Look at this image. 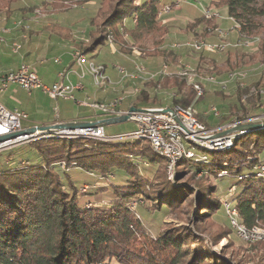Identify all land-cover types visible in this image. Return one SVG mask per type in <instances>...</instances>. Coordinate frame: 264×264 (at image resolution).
<instances>
[{
  "label": "trees",
  "instance_id": "16d2710c",
  "mask_svg": "<svg viewBox=\"0 0 264 264\" xmlns=\"http://www.w3.org/2000/svg\"><path fill=\"white\" fill-rule=\"evenodd\" d=\"M180 1L103 0L90 18L89 39L79 48L95 52L112 32L119 50L133 53V45L139 44L140 53L174 70L178 54L167 45L169 29L161 11ZM211 2L216 8L226 7L240 40L259 38L264 45V0ZM56 6L42 0L20 10L34 14L39 7L50 12ZM215 26L203 13L188 28L204 35ZM205 57L201 54L200 63L208 62ZM209 62L208 72L217 73L222 64ZM261 71L249 84L237 81L232 97L216 91L224 99L220 109L226 111L217 117V126L264 113V67ZM167 74L156 73L145 81L133 106L189 107L206 98V93L197 98L188 77ZM169 92L170 100L164 104L163 96ZM195 114L207 129H214L200 112ZM134 139L53 135L1 152L0 264H248L236 254L256 260L257 255H249L243 245L226 257L233 246L230 241L222 251L215 250L213 246L229 232H210L204 224L228 203L249 230L264 225V128L237 133L228 149L188 144L193 156L177 163L174 179L167 171L168 159L154 150L152 142ZM91 176L104 180L86 185ZM228 179L237 182L223 188L222 181ZM133 198L146 201V209L179 216L184 224L165 229L146 222L129 205Z\"/></svg>",
  "mask_w": 264,
  "mask_h": 264
},
{
  "label": "rangeland",
  "instance_id": "374dc122",
  "mask_svg": "<svg viewBox=\"0 0 264 264\" xmlns=\"http://www.w3.org/2000/svg\"><path fill=\"white\" fill-rule=\"evenodd\" d=\"M41 1L42 0H0V41H2L0 43V75L8 74L11 73L12 71H16L19 65L21 64V62L29 63L28 61H26L25 59L26 57L24 56V53L26 52V46H27V39L25 38V35H28L31 30L30 24L34 27V24H37L35 22L36 19L41 21V23L49 22L48 21L50 19L49 16L51 15H48L49 12L43 10L40 7L34 12V14L23 12L20 9L22 7H31L33 5H38L41 3ZM101 1L103 0H86L80 4V2L78 1L73 2L70 0H46V2L49 4L57 5L56 11L53 13L51 19H55V20L63 19L64 18L63 16L67 14L66 19L69 21H75L76 22L75 25L79 26V28L76 27L77 30L75 29L77 36H81V34L85 33L82 31H84V28L86 27L89 18L96 15L97 6L100 5ZM211 1L212 0H196V1L181 0L180 2L177 3L183 7V10L181 12L188 16H202L205 10L212 11V13H215V16H212L210 18L206 17V18L213 20L214 23H216V20L219 21V23L221 24L220 25L221 28L216 25L212 30L207 31V33L204 35H202L201 33L197 34V36H195L193 40L174 43L172 45V49L174 48L184 49L183 51H185L183 55H179L173 61V64L175 66L173 70L175 71L174 73L169 72L168 64H163L162 68H160V70L158 71H149L146 69V67L143 64H137V66L135 67V71H129L126 67H122V66L119 67V69H121V71H128V73H123V79L142 78L146 80H150L152 77L155 76L156 73H160V72L176 74L178 76H184V72L187 69V71H189L190 74L189 73L185 74V77H188L189 78L188 83L194 86V89L197 93V98L200 97L198 96V89L196 88L197 84L200 87H203L204 89L203 94L206 93V98L201 99L200 102H198L196 105L193 106L194 113L200 112L205 118V120L208 123L212 124V126H214L213 128L219 127L220 128L219 131H221L223 128L227 127L229 123H225L222 126H217L218 123L217 117L222 112L225 114L226 111L220 109V107L223 104L222 102H224V99L221 96L217 95L216 91L220 90L225 95L232 97V95H234L235 90L237 88V81L240 80L241 85H245L257 79L261 75L262 73L261 70L264 67V45L262 43V40H260L259 38H245L241 40L239 39L237 41L235 40L234 43L226 39V37L228 36V32L230 33L235 31L234 29L235 22L232 18L229 17L226 7L216 8L213 5H211L212 4ZM64 6H70V7L65 8ZM71 8L74 11L69 12L70 10H72ZM165 12H170V11H165ZM37 25L40 27L42 24H40L39 22V24ZM218 29L223 30V32L226 33V35H222V36L218 35L216 32V30ZM215 35H217L220 39L218 38L219 40L215 41V39L212 38L213 36L215 37ZM113 40H114V34L110 32L107 41L110 44H113ZM107 41L102 45V47L98 48L97 52L103 56L108 55V59H107L108 63L113 66L115 64H118V59L116 58V55L111 51V49L114 50L115 47H110ZM246 41H248V43ZM196 43H211V44L226 43V45L227 44L228 45L226 49L223 51L217 49L216 50L208 49V48H203L202 50L199 51L191 47ZM138 45L139 44L133 45L134 48L132 50L140 54V51H138L139 50ZM146 45L151 46V41H147ZM230 46H234L236 48L235 50H233L234 52L229 51ZM116 48L119 51L118 46H116ZM13 50H20V51L18 53H15ZM204 52H211L210 54H207L209 56L208 59L217 60L218 63L222 64L220 65L221 68L217 73L208 72V69L211 68V66L209 67L207 66V64L209 65L210 63L209 61L207 63L206 62L200 63V56L201 54H204ZM58 55L59 52H57V49L51 47L43 55V58L45 60L44 64H41L38 61L34 62L35 69L37 70V72L43 75L44 72L46 71H50V70L55 71L59 67V64L55 62V58ZM73 56H76V62L78 64V67L80 68V76H85L86 72H88V74L93 77L94 82L97 86H102L106 84L108 77L104 75V71H105L104 65L97 64L94 61H90L87 58V55L82 50L79 49L73 51L72 57ZM205 58L207 59V57ZM226 58L229 59V61L227 62L228 64L224 62ZM141 62L144 63V61L142 60ZM138 68L140 69L142 68L143 70L141 69L140 71V69ZM136 70L139 71L140 73L137 72ZM231 72H243L245 73V77L235 78L233 80H230L228 77ZM218 73H220L221 75L219 76ZM228 80H230V82ZM226 82L228 84H226V86L224 87L223 83ZM136 92H138V90ZM170 94H172V92L166 93L165 96H163L164 104H167L169 102L170 99L166 97H169ZM123 99H124L123 97L122 98L117 97L111 102H100V101H92V102L93 105L94 104H104V105L107 104V106L116 105L118 107L117 109L115 107L116 114H126L129 113V111L121 112L118 110L119 105L121 104ZM1 102L9 109H20L26 111L29 115V120L26 122V124L27 123L32 124L33 122H38V123L44 122L50 119L51 117H53L59 111L61 113L64 112L69 116L76 115L79 113L84 114L90 112L88 108L79 107L73 99L66 100L63 98H59L57 100H54L51 99L42 90L35 89L28 91L16 83L10 84L9 87L3 92L1 96ZM215 107L218 110L217 111L218 114H216L213 110ZM153 108L164 109L170 107H153ZM218 108L221 110V112ZM141 109L144 110L148 108H140L139 110ZM131 114L132 112L130 113V116ZM196 118L198 120L197 116ZM248 119H250V122H259V121L264 122V113L259 116H254ZM26 124H24V126H26ZM201 124L204 125L203 123ZM104 129L106 136L119 137L122 135L129 134L132 131H135L136 125L132 120H128L126 122L105 125ZM73 132H75V134L70 135L68 134V132H62V133H55L53 135H60L64 137L89 136L98 139H105L103 132L91 133L86 130L73 131ZM53 135H46V136L34 135L33 137L26 136L27 138L22 139L21 143L19 142L18 145L17 144L16 145L21 146L23 145V143L24 144L29 143L32 140H35L39 137H49ZM126 138H136V140L143 139V138H137L136 134L130 135ZM229 138H231V140L233 141L234 136L226 137V140H229ZM123 140H116V141H123ZM149 140L151 141V139ZM193 143L209 149H218V148H213L212 145H208L204 142H200V143L193 142ZM231 146L232 145L228 146L226 149L230 148ZM154 150L156 151L155 148ZM156 152L159 153L158 151ZM189 154L191 155L190 157L193 156V152H189ZM183 158L184 157H182L181 159ZM167 159H168V164H167L168 174L171 179H174L175 171H176L175 168L177 166V163L181 159L176 162H174L171 158H167ZM64 166L65 165H61L62 168H64ZM119 178H120L119 174L115 175L116 183L117 181L119 182ZM210 179L213 182L219 183L214 177H211ZM103 180L104 179H100V177L97 178L94 176L93 178L89 179V182H86V185H89L91 181L101 182ZM222 182H223L222 183L223 188L228 189L230 187V184L233 182H237V180L228 179ZM226 197L227 195L224 197V199ZM129 203H130L129 205L131 206L133 211L137 213V215H140L146 222L151 223L153 225H159L160 227L166 229L171 224H175V225L184 224V222L180 220L179 216L177 215L169 214L166 212H157L151 208L146 209L148 207L147 205L148 203L146 201L144 202L143 200H139L138 198H133L130 200ZM228 205L230 204L226 203L225 208L221 209L218 213L214 214L211 217V219L208 222H206V224H204L208 228V231L210 232H215L217 234L229 232V234H227V236L224 237L218 244L214 245L213 248L217 249L218 251H222L224 249V246L230 241L229 243H232L233 246L227 249L226 257L233 256L232 252L234 251V249L238 248L240 245H243L244 248L250 249L248 252L249 255L252 256L257 255L256 260L253 261L250 260L249 258L245 259L244 256L236 254L237 259H242L246 261L248 264H255L254 262L255 261L257 262L258 259L264 260V242L259 243L261 240L262 241L264 240V232H263L264 225L258 226L257 229L259 230H255V231L249 230L244 224L238 221L237 212L235 209H233L231 205H230L231 215L228 214ZM243 225L245 226L247 231L250 232L249 234L250 237H245V234H243L242 231V229L244 228Z\"/></svg>",
  "mask_w": 264,
  "mask_h": 264
},
{
  "label": "crops",
  "instance_id": "0c3cea01",
  "mask_svg": "<svg viewBox=\"0 0 264 264\" xmlns=\"http://www.w3.org/2000/svg\"><path fill=\"white\" fill-rule=\"evenodd\" d=\"M182 10L183 7L180 5L179 7L171 10L170 12L161 13L162 23L165 24L169 29L167 45L170 48H172V45L174 43L193 40V38H195L197 34L201 33V30L199 29H196V31H192L188 28L189 24L192 23L195 18L200 16H188L182 13ZM55 11L56 10H50L48 14L51 15L49 16V22L41 23V21H39L38 19L35 20L37 24H39V22L40 24H42L40 27L37 24H34V27L30 24L32 32L28 35H25V38L27 39L26 52L24 53V56L26 57L25 59L29 62V64L34 66L33 68L35 69V61L44 64L45 60L43 58V55L51 47L57 49L59 55L55 58V62L59 64V67L55 71H46L43 75H41V73L39 72L37 73L44 82L52 84L60 80L59 73L61 71L68 70V80L72 83L83 85L81 89H78L75 92V99L73 100L79 107L88 108L90 112L84 114L79 113L76 115L69 116L64 112L61 113L59 111L50 119L40 123L33 122L32 125L52 124L56 122L67 121H96L102 119L103 116L99 111L85 104L88 101L111 102L117 97H123L124 99L119 105L118 110L121 112L129 111L131 107H133V101L136 98L137 94H139L143 90L144 83L148 80L142 78L121 79L122 75L118 67L122 66L126 67L129 71H135V67L137 66V64H143L149 71H158L160 70V68H162L163 64L167 63H162L161 60L156 57H149L148 55H146V53L139 54L137 52L127 53L121 50L118 51L115 44H110L106 40L110 47H115L114 50L111 49V51L116 55V58L118 59V64H115L113 66L110 65L107 60L108 55L103 56L99 54L97 52L98 49L95 52H84L90 61H94L97 64H102L105 67L104 75L108 77L106 84L102 86H97L91 75L87 74L83 78L80 77V68L75 64L72 57V53L74 50H81L79 48L80 42L89 39V32L91 30L90 18L86 24V27L84 28V31H82L85 33L81 34V36H77L76 27L79 28V26L75 25L76 22L67 20V14L63 16V19H51ZM72 11L74 10L72 9L69 12ZM215 24L221 28V24L219 23V21L216 20ZM212 38H214L215 41L220 39L217 35H215V37L213 36ZM226 39L234 43L235 40H239L238 32L236 30L230 33L228 32V36L226 37ZM235 49L236 48L234 46L229 47L230 52H234L233 50ZM174 50L177 51L178 56L183 55L185 53V51H183L184 49L174 48ZM210 53L211 52H204V55L207 57L208 61H210V59H208L209 56L207 54ZM141 60L144 61V63H142ZM172 67L173 69L175 68L173 63ZM169 72L174 73L175 71H170L169 68ZM137 90L138 92H136Z\"/></svg>",
  "mask_w": 264,
  "mask_h": 264
},
{
  "label": "built area",
  "instance_id": "2783aa9c",
  "mask_svg": "<svg viewBox=\"0 0 264 264\" xmlns=\"http://www.w3.org/2000/svg\"><path fill=\"white\" fill-rule=\"evenodd\" d=\"M179 6H180L179 4H176L175 6L172 7L170 6L165 7L161 11V13L165 11H171ZM209 15L215 16V13H211ZM1 42L2 41H0V43ZM216 46H221V45H216ZM13 51L15 53H18L20 50H13ZM73 60L75 64L78 66L76 62V56H73ZM119 71L122 75L121 79H123V73H128V71H121V69H119ZM87 74L88 72H86V75ZM59 77H60L59 81L54 82L52 84H48L40 78L39 74L31 64L22 62L17 68L16 73L10 74L4 80H0V136L20 131L21 129H23V123L29 119V115L26 111L20 109H9L1 102V96L3 92L9 87L10 84L12 83L19 84L22 88L28 91L35 89L42 90L45 94H47L51 99L54 100H57L59 98L75 99V92L78 89H81L83 85L75 84L69 81L68 70L61 71L59 73ZM80 77L83 78L84 76H80ZM85 104L99 111L103 116V118L121 116V114H105L104 109L97 105H93L92 101H88ZM130 120H132L136 125L135 131H132L126 135L119 136L118 138L128 137L136 133H144V127H152L155 144L159 148H163L164 150L169 151L170 158L172 156V153H174V151L170 147V136H173V131L162 130L160 128V121H168V122L180 124V126H185L187 127L188 130H193L199 133V135L205 137L207 140H212L214 142L223 143V141L226 140V137H228L225 136L215 139H208L207 136H209L212 133H215V131L205 130L203 128V125H196L193 122V119L188 117L187 114H184V112H180L176 109L164 108L156 112H145L141 109V110H137L136 114L131 115ZM83 130H88L90 132H103L105 137V131L104 128L102 127L96 129H83ZM19 138H21V136L15 139H10L4 142H0V149L6 148L8 146L16 145V142L18 141ZM186 147H189V152H192V148L190 146L186 145ZM228 214L231 215L230 205H228Z\"/></svg>",
  "mask_w": 264,
  "mask_h": 264
},
{
  "label": "bare ground",
  "instance_id": "6f19581e",
  "mask_svg": "<svg viewBox=\"0 0 264 264\" xmlns=\"http://www.w3.org/2000/svg\"><path fill=\"white\" fill-rule=\"evenodd\" d=\"M211 13H212V11H208V10L207 11L206 10L204 11V15L207 18H210V17L213 16V15H209ZM216 32L220 36L226 35V33H224L223 30H219L218 29V30H216ZM246 42L248 43V41H246ZM216 45H221V46H216ZM216 45L215 44H211V43H196L195 45H193L191 47H193L195 50H199V51L202 50L203 48L215 49V50L217 49V50L223 51V50L226 49V47H227L228 44L226 45V43H220V44H217L216 43ZM176 47H177V45H176ZM138 69H140V68H138ZM141 69H140V71H141ZM16 71H12L11 73L0 75V80H4L10 74L16 73ZM137 72H139V71H137ZM192 72H194V71H192ZM92 73H93V71H92ZM188 73H189V71H187V69H186V71L184 72V76H185V74H188ZM192 74H194V73H192ZM134 77H135V75H134ZM243 77H245V73H243V72H231L229 74V77L228 78L230 80H233L235 78H243ZM230 80H228V81L230 82ZM226 84H228V83L227 82L226 83H223V86L225 87ZM196 88L198 89V96H201L203 94V92H204L203 87H200L197 84L196 85ZM94 105H97V106L103 108L104 109V112L106 114H116L115 107H116V109L118 108L116 105H112V106H107V104L106 105H104V104H94ZM161 109H163V108H148V109H144L143 111H145V112H156V111L161 110ZM166 109H176V110H178L180 112H184V114H187L188 117H190L191 119H193V122L196 125H202L197 120L192 105L189 106V107L174 106V107H170V108H166ZM213 110H214V112L216 114H218V112H217L218 110L216 109V107ZM136 112L137 111H132V114L131 115L136 114ZM129 113H131L130 110H129ZM129 113H126V114H129ZM126 114H121V115H126ZM160 128L162 130H164V131H173V136H170V147L174 151V153H172V156H171V159L174 162L179 161L182 157H188L189 158L191 156L189 154V152H188L189 151L188 148L186 147V145H188L189 143H193V142H195V143L204 142V143H206L208 145H212L213 148L226 149L228 146L232 145V142H233L231 140V138H229V140L223 141V143L222 142H214L212 140H207L205 137L199 135V133H197V132H195L193 130H188L187 127H185V126H180V124L172 123V122H168V121H160ZM203 128L204 129L205 128L207 129V127H205L204 125H203ZM207 130L214 131L212 129H207ZM81 131H84V130H81ZM86 131H88V130H86ZM67 132L70 135L75 134V132H71V131H67ZM88 132H90V131H88ZM91 133H94V132H91ZM95 133H98V132H95ZM136 137L137 138H143V139L144 138L151 139L152 144H153L154 148L156 149V151H158L160 153V155L162 154V155L166 156V158H170L169 157V151H166L163 148H159L155 144L154 137H153V128L152 127H144V133H136ZM228 137H230V136H228ZM24 138H27V137L26 136H21V138L18 139V141L16 142V144H18L19 142L21 143L22 139H24ZM121 138H126V137H121ZM105 140H106V137H105ZM8 147H11V146H8ZM8 147H6V148H8ZM0 150H2V149H0ZM262 172L264 173V166L262 167ZM243 227L244 228L242 229V231H243V234H245V237H250V235H249L250 232L247 231V229L245 228L244 225H243Z\"/></svg>",
  "mask_w": 264,
  "mask_h": 264
},
{
  "label": "water",
  "instance_id": "95a60500",
  "mask_svg": "<svg viewBox=\"0 0 264 264\" xmlns=\"http://www.w3.org/2000/svg\"><path fill=\"white\" fill-rule=\"evenodd\" d=\"M139 109L140 108L133 106L131 107L130 112L136 111ZM128 120H130V113L126 115H121V116L102 118L96 121H67V122H56L52 124H41V125L36 124V125L28 126V127L24 126L25 122H27L25 121L23 123V129L15 133H10L7 135L0 136V142H4L10 139H15L20 136H34V135L46 136V135H53L55 133L67 132V131H81L83 129H96L99 127L104 128L105 125L126 122ZM258 128H264V122H261V121L250 122V119H247L246 121H243V122H235L232 124H228L227 127L223 128L221 131H219L220 129L219 127L214 128L212 130H215V133L210 134L209 136H207V138L215 139V138L225 137V136H235L237 133H242L247 130L258 129ZM105 137H106V140H119L120 139L118 137L106 136V134H105ZM17 145H14V146H17ZM12 147L2 149L0 150V153Z\"/></svg>",
  "mask_w": 264,
  "mask_h": 264
}]
</instances>
